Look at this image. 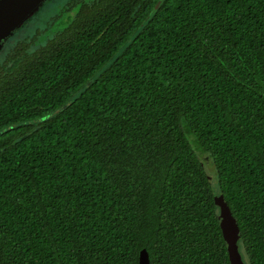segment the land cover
Returning <instances> with one entry per match:
<instances>
[{"label": "trees", "instance_id": "trees-1", "mask_svg": "<svg viewBox=\"0 0 264 264\" xmlns=\"http://www.w3.org/2000/svg\"><path fill=\"white\" fill-rule=\"evenodd\" d=\"M68 2L0 60V264H229L217 193L264 264V0Z\"/></svg>", "mask_w": 264, "mask_h": 264}, {"label": "water", "instance_id": "water-1", "mask_svg": "<svg viewBox=\"0 0 264 264\" xmlns=\"http://www.w3.org/2000/svg\"><path fill=\"white\" fill-rule=\"evenodd\" d=\"M45 0H0V46L3 39L12 35L23 21L36 11ZM210 170L212 168L208 167ZM210 178V177H209ZM218 207L217 218L226 243L229 264H246L239 248V226L233 216L230 206L223 194L214 196ZM138 264H150L149 255L145 248L139 251Z\"/></svg>", "mask_w": 264, "mask_h": 264}, {"label": "rangeland", "instance_id": "rangeland-1", "mask_svg": "<svg viewBox=\"0 0 264 264\" xmlns=\"http://www.w3.org/2000/svg\"><path fill=\"white\" fill-rule=\"evenodd\" d=\"M72 6L73 4H70L68 0H48L47 3L41 7V9L39 8V10L28 20H26L19 29L14 31L12 37L3 39V41H7H5V43L2 45V49L0 51V60L6 56L11 48L15 46L17 41H19V39L26 37L38 26L47 25L46 21L49 18L61 13H65L66 10Z\"/></svg>", "mask_w": 264, "mask_h": 264}]
</instances>
